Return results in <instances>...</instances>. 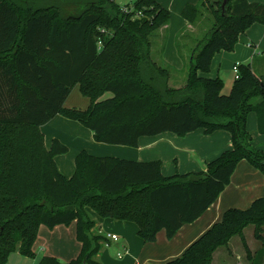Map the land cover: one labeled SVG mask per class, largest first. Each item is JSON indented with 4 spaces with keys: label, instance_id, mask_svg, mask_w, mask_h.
Listing matches in <instances>:
<instances>
[{
    "label": "trees",
    "instance_id": "obj_1",
    "mask_svg": "<svg viewBox=\"0 0 264 264\" xmlns=\"http://www.w3.org/2000/svg\"><path fill=\"white\" fill-rule=\"evenodd\" d=\"M200 0L183 18L197 24L208 13L210 31L188 52L186 83L170 85L174 69L153 59V39L171 14L156 0H134L126 10L117 0H0V264L18 252L35 259L41 226L77 223L79 256L67 264H100L105 237L95 236L96 221L137 224L139 237L153 243L161 230L169 239L197 221L220 197L242 161L264 175V152L253 145L248 118L256 113L264 134V76L250 64L239 66L228 95L221 78L208 79L213 57L233 52L239 37L264 25V5L248 0ZM183 34L178 40L183 54ZM187 57V55H186ZM183 56L184 59H186ZM187 60V59H186ZM78 86L87 109L67 108ZM106 94L112 97L104 98ZM61 115L91 130L97 143L137 148L142 137L163 133L185 136L204 129L224 130L233 148L199 173L164 177L161 162L97 157L82 151L71 178L55 158L69 149L53 140L45 145L42 126ZM254 227L263 249L264 197L245 210L230 209L184 254L167 264H212L214 253ZM39 264H62L44 256Z\"/></svg>",
    "mask_w": 264,
    "mask_h": 264
},
{
    "label": "crops",
    "instance_id": "obj_2",
    "mask_svg": "<svg viewBox=\"0 0 264 264\" xmlns=\"http://www.w3.org/2000/svg\"><path fill=\"white\" fill-rule=\"evenodd\" d=\"M156 1L171 14L176 11L178 18L181 17L182 20H178L177 27L172 29L170 18L169 24L159 30L153 39L152 56L158 63L171 66L174 69L173 75L178 72L185 75L187 64L179 53L178 40L185 32L194 33L195 26L183 18L182 12L187 5H197L200 0ZM130 2L131 0L125 4ZM248 2L264 5V0H248ZM188 54L187 50V57L185 55L187 60ZM237 64L240 66L250 64L257 75L260 70L264 69V25L255 24L250 27L239 37L233 52L222 51L215 54L210 72L199 73V75L208 79L221 78L225 82V86L230 88L233 87L235 79L233 82L226 81L223 72L234 69ZM172 80H174L173 77L170 81ZM184 80L185 77L179 81L178 79L174 80V84L177 85L171 86L181 88L184 86ZM176 81L178 83H175ZM73 91H78L81 94L78 86ZM72 92L65 102L67 108L72 106L68 104ZM110 97L112 95L104 96V98ZM89 103L88 99V106ZM247 126L253 138V145L264 152V134L259 131L256 113L249 115ZM41 130L45 136L47 149L51 148L53 140L56 139L68 147L67 154L58 155L55 158L58 169L67 178L73 176L76 170V157L82 151L97 157H114L137 162L159 161L161 162L162 175L171 177L177 174L203 172L208 163L233 148L232 137L224 130L207 134L204 129H199L185 136L167 132L157 136L142 137L137 148L97 143L91 130L79 122L69 120L61 115L42 126ZM262 197H264V175L249 162L242 161L237 166L230 184L197 221L185 225L173 239H169L166 231L161 230L153 243H146L139 237L137 224L104 219L88 208L89 215L96 221L92 233L106 238L96 261L100 264H167L181 257L195 241L215 224L221 222L226 211L248 209L255 200ZM111 235H117L118 241L112 240ZM81 249L82 244L77 240L76 222L68 226L60 225L54 229L41 226L33 247L36 254V258L33 260L38 259L40 262L44 256H51L57 258L62 264H67L79 256ZM220 249L214 253L212 262H218L220 255L225 253H219ZM120 252H125L122 259L117 257ZM39 253L42 255L38 256ZM220 261L225 262V258ZM32 264H37V262Z\"/></svg>",
    "mask_w": 264,
    "mask_h": 264
},
{
    "label": "rangeland",
    "instance_id": "obj_3",
    "mask_svg": "<svg viewBox=\"0 0 264 264\" xmlns=\"http://www.w3.org/2000/svg\"><path fill=\"white\" fill-rule=\"evenodd\" d=\"M128 1L129 0H117V2L119 4H125ZM169 1H171V0H169ZM180 19H181V17L178 18L176 11H174L171 14L172 29L177 27L178 20H180ZM212 25H213L212 17L208 13H205V15L201 19V21H199L197 24H195L194 33L191 34V33L185 32L186 34H188L190 39H189V41H187V38H186V39H183V41H181L182 45L183 44L186 45V47L183 49L182 56L187 55V50L189 51L192 47H194L197 40H201L204 38L206 33L208 31H210V29L212 28ZM188 53H191V51ZM153 59H155V57H153ZM186 59H183V60H186ZM186 64H187L186 66L188 69V60H186ZM186 70L184 71L185 75H182V73L178 72L177 74H174L172 76L173 79L174 80L178 79V81H179V80H181V78L185 77L184 84H183V85H185V83H186ZM223 75H224L226 81H228V82H231V81L233 82L235 77H236L234 69L229 70V71L228 70L224 71ZM258 76L259 77L264 76V69H262L258 72ZM174 80L170 81V85L174 84ZM175 83H178V82L176 81ZM223 83H224L223 94L228 95L230 93L232 86L230 88H228L227 86H225L224 81H223ZM174 85H177V84H174ZM75 95L78 97H76ZM107 96H111V94H106V97ZM87 101H88V99L86 97H84L82 94L78 93V91H73L72 95L68 101V104L72 105L70 108L74 107V108H78V109H85L88 106ZM254 231L255 230H254L253 226H250L244 230V237L246 240V244L248 245L249 250L251 251L250 257L248 256V253H247L245 246H244L245 244L242 241L241 237L235 236L231 239V241L229 242V244L227 246L221 247V249L219 251V253L225 252L226 254L222 253L219 257V261L218 262H212V264H264V262H262V261L261 262H255L256 256H254V254L257 253L258 250L263 249V242L255 237ZM93 235H95V234H93ZM95 236H97V235H95ZM41 255L42 254L39 253L38 256H41ZM222 258H225V262L220 261V260H222ZM34 262H37V264H38L39 260L37 259L36 261H34L33 259H27L17 252V253H13L9 257L7 264H25V263L32 264Z\"/></svg>",
    "mask_w": 264,
    "mask_h": 264
},
{
    "label": "built area",
    "instance_id": "obj_4",
    "mask_svg": "<svg viewBox=\"0 0 264 264\" xmlns=\"http://www.w3.org/2000/svg\"><path fill=\"white\" fill-rule=\"evenodd\" d=\"M133 1H134V0H131V2L128 3V4H122V6H123L126 10H129V8H128L127 6L130 5V4H132ZM239 66H240V65L237 64V65L234 67V72H235L236 78H238V76H239ZM110 238H111L112 240H114V241H118V239H119L117 235H111ZM124 256H125V252H120V253L117 254V257H118L119 259L124 258Z\"/></svg>",
    "mask_w": 264,
    "mask_h": 264
},
{
    "label": "water",
    "instance_id": "obj_5",
    "mask_svg": "<svg viewBox=\"0 0 264 264\" xmlns=\"http://www.w3.org/2000/svg\"><path fill=\"white\" fill-rule=\"evenodd\" d=\"M228 2H229V0H224L223 4L221 6L222 7V11H223V15H226Z\"/></svg>",
    "mask_w": 264,
    "mask_h": 264
}]
</instances>
